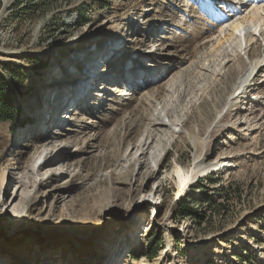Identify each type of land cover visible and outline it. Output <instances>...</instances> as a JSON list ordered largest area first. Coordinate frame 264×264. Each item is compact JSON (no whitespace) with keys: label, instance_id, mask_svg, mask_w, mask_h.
Listing matches in <instances>:
<instances>
[{"label":"rangeland","instance_id":"374dc122","mask_svg":"<svg viewBox=\"0 0 264 264\" xmlns=\"http://www.w3.org/2000/svg\"><path fill=\"white\" fill-rule=\"evenodd\" d=\"M190 1L192 31L177 27L181 0H59L46 13L0 0V76L17 85L18 115L0 122V264L26 238L35 264H264V111L248 101H264V65L211 129L236 69L197 70L216 19ZM156 89L175 133L154 125L142 96ZM200 151L217 165L180 185L175 166ZM180 202L203 219L180 216ZM63 225L79 234L54 239Z\"/></svg>","mask_w":264,"mask_h":264},{"label":"bare ground","instance_id":"6f19581e","mask_svg":"<svg viewBox=\"0 0 264 264\" xmlns=\"http://www.w3.org/2000/svg\"><path fill=\"white\" fill-rule=\"evenodd\" d=\"M181 2L182 4H184V9L182 15H180L178 18L177 27H186L187 31H192L193 29L197 28V26H195V22L191 21V19L189 18L190 14L195 12L193 8L194 6H192L190 0H181ZM219 2L221 3H219V5H215V3L211 0H209L208 2V5H211L214 9L212 18H215L216 20L211 22L212 25H209V23L203 24V27L201 28L204 41H202L201 44L202 53L200 55V59H198L199 62L197 63L196 67H198V71L208 76H217L219 74L221 66H224L227 61L233 60V63H235L234 69H236V71L233 79L229 83V88L226 89V91L223 92L221 96L222 108H224V110L222 113L219 114V111L213 116L214 118L211 122L213 125L211 129L217 123H219L220 119L222 118L221 116L232 104L235 103V101H237V99L247 96L246 92L250 87L251 81L256 75L259 74V72H261L263 68L262 66L264 65V0H219ZM200 16L201 13L198 14V18ZM201 22H203V20ZM166 47L167 48L160 46V48L158 49H160L161 51L165 50V52L167 53L162 54L159 53V51H157L156 53L163 56L168 55L173 45L168 44ZM229 67L231 66L229 65ZM97 78H99V76L94 77L92 81L97 80ZM108 78L109 77L104 78V81L100 83V88H103L106 85V82H108ZM155 79H162V76H157V78ZM88 84L90 85L91 83ZM145 84L148 85L149 83H144V85ZM71 85L72 87L75 86L73 85V83H71ZM122 89L124 90L125 88L123 87ZM74 91L76 92H72L71 94L70 92H68V96L71 99H78V101H82L83 98L86 97V94L91 95L92 93L90 91V88ZM117 91L120 90L118 89ZM158 92L159 91L157 89L151 93L145 92L142 97L146 101L147 107L149 109H153L155 115L154 120L157 121V123H155L154 125H157L158 127L165 125L169 127L172 126V132L175 133L178 129H181V123H171L170 118H168L169 114L167 115L166 109L158 106ZM60 94H62V92H60L59 95ZM258 94L259 93L256 92L254 99L249 98L248 101L254 102L253 106H255V110L260 113L264 111V101L260 99V97H258ZM42 104L44 103L41 102V105ZM49 109L48 112L50 111L51 114L53 112H55L56 114V111L59 110L54 109L53 106H51ZM211 123L208 124L207 129ZM207 129L206 131L208 132ZM149 139L150 136L147 137L146 140L148 141ZM145 144L146 143H144L143 145ZM140 152L141 154H143L142 151ZM203 157V151H200L199 153L194 152L191 161L188 164V169L183 170L182 167L175 166V177L180 185L186 184L189 177H196L197 175L203 174L205 171L210 170L217 165L216 163L205 162ZM136 161L139 160L134 159V162ZM4 177L5 173L0 177V184L3 183ZM116 179H120V177L116 176ZM18 183L20 185L19 187H21L25 186L27 182L24 181V177H20ZM26 205H24V208ZM75 233L79 234V231H77L76 228L73 229V227L71 226L63 225L59 228V231L53 232L52 235L54 239H61L63 237H66L73 240ZM92 236L93 235H91L90 238H92ZM10 237H13V239L16 238L15 235ZM75 241L76 240H74V242ZM30 249L31 245L26 238L25 240L23 239V241H21L19 244L14 243L13 240L12 244L10 243L9 245H7L4 251H6L9 255L11 254V256L13 257L14 262L12 264H35V261L34 259H32V255L30 253ZM114 252L115 251L113 250V253Z\"/></svg>","mask_w":264,"mask_h":264},{"label":"trees","instance_id":"16d2710c","mask_svg":"<svg viewBox=\"0 0 264 264\" xmlns=\"http://www.w3.org/2000/svg\"><path fill=\"white\" fill-rule=\"evenodd\" d=\"M21 3H23V7L26 10L34 11L38 8H41L43 12H48L49 9L52 8L53 5H56V3L59 0H35L33 3V0H19ZM48 8V9H47ZM79 9L80 17H82V11ZM62 25H65L62 21H60ZM17 85L15 82L9 83L4 78L0 76V122H11L16 123L18 120L17 115V106H15V100H16V89ZM178 204V203H177ZM178 214L182 217H192L196 218L198 221H201L203 219V215L199 214L197 210L192 208L191 206H188L182 202H180L179 206L177 207ZM161 235H158L157 238L153 239L149 246L145 247V256L148 259L155 258L158 255L159 247L161 245Z\"/></svg>","mask_w":264,"mask_h":264}]
</instances>
